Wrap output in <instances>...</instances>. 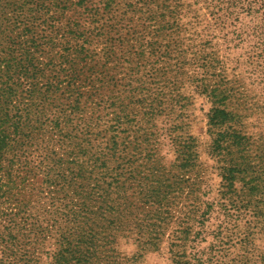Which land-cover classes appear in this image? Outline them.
I'll use <instances>...</instances> for the list:
<instances>
[{
  "label": "rangeland",
  "instance_id": "1",
  "mask_svg": "<svg viewBox=\"0 0 264 264\" xmlns=\"http://www.w3.org/2000/svg\"><path fill=\"white\" fill-rule=\"evenodd\" d=\"M149 1H156L150 5V14L154 17L155 13L153 21L160 23L153 47L146 44L151 36L138 27L135 32L118 35L110 58L104 54L103 43L98 40L94 44L90 52L97 63L95 74L78 84L87 96L81 100L83 111L70 115L72 123H66L73 130V146L81 147L57 145L64 157L73 153L78 163L84 164V177L89 179L78 180L76 188L94 196V206L104 217L101 223L109 225L107 216L118 218L114 222L118 230L104 264H172L180 253L171 259L168 245L188 244L197 234L201 248L190 249L189 256L195 257L203 248L201 264H264V89L259 90L252 78L253 72L262 71L263 61L250 38L231 55L225 47L234 33L244 34L243 27L257 26L261 18L264 22V0H246L244 12L238 13L242 24L234 30L214 25L210 38L218 47L204 52L199 50L204 33L191 20L205 15L211 22L206 7L216 0ZM89 19L92 28L94 18ZM163 24L175 28L158 30ZM192 55L195 59H190ZM205 57L213 64H204ZM206 65H215V72ZM102 66L105 77L101 76ZM200 85L209 86L208 90L220 88L216 100L224 101L230 112L229 120L217 131L225 139L231 131L239 136L234 141L227 139L223 152L230 150V154H222L218 160L207 156L211 135L206 116L214 99L202 93ZM115 103L132 109L121 112ZM116 116L118 124L111 121ZM90 131L98 134L93 143ZM169 134L187 142L194 140L191 171L181 169L183 161L174 153ZM85 136L89 139L82 141ZM115 136L123 152L117 157L108 149ZM41 151L37 147L32 160H38ZM225 169L232 175L227 176ZM243 174L247 183L239 180ZM157 181L163 184L161 196L152 194ZM116 185L121 187L119 193H111L116 192ZM204 193L213 201L212 210L207 222L196 226L194 218L200 211L197 217L191 212L194 205L200 206ZM97 195L104 196V201ZM172 202L175 206L171 209ZM39 206H44L42 198L34 196L31 216ZM30 236L32 241L25 245L28 250L36 239ZM143 242H155L158 248L146 251L139 245ZM180 249L172 246L174 252ZM18 253L12 257L20 256ZM12 257L0 252V264H8Z\"/></svg>",
  "mask_w": 264,
  "mask_h": 264
},
{
  "label": "trees",
  "instance_id": "2",
  "mask_svg": "<svg viewBox=\"0 0 264 264\" xmlns=\"http://www.w3.org/2000/svg\"><path fill=\"white\" fill-rule=\"evenodd\" d=\"M154 2L0 0V252L12 257L18 251L20 255L12 257L13 260L10 259L8 264L107 263V251H110L109 246L113 245L111 239L118 230L114 222L118 218L116 215L107 216L110 218L107 219L109 225L101 223L104 217L94 206V196L78 192L76 188L78 180L89 179L84 177L87 172L84 164L81 166L73 153L64 157L60 152L62 148L57 145L71 148L75 143L73 130L66 123H72V120H68L70 115L83 111L81 100L87 96L80 92L78 84L95 74L97 63L90 52L94 44L98 40L103 43L106 47L104 54L110 58L118 35L130 34L138 27L151 36V41L146 44L153 47L154 33H157V25L160 24L153 21L155 13L154 17L150 14V5ZM245 2L216 0L214 5L206 7L211 22L205 15L191 20L194 27L197 25L201 28L205 36L200 44L201 52L218 47L217 42L210 38L214 25L222 30H234L242 24L238 13L244 12ZM88 16L94 18L92 28ZM138 16H141L140 20H136ZM259 20L257 26H249L250 30L248 26L243 27L241 33L244 34L234 33L231 42L228 41L230 46L227 43L225 47L231 55L247 38L253 41L263 66L262 71L252 73V78L256 87L262 90L264 22L263 18ZM171 28L175 27L167 28L163 24L158 30ZM206 56L214 58L212 53ZM208 57L202 59L204 64H213ZM190 59L195 58L192 55ZM210 65L206 66L215 72L216 66ZM106 75L102 66L101 76ZM199 88L214 99L206 116L208 133L211 135L207 156L218 160L222 154H230V150L223 152V144H227L229 139L237 140L239 136L233 131L227 132V140L217 131L226 124L230 114L225 102L216 100L220 88L208 90L209 86L202 85ZM100 91L104 92L105 87L101 86ZM100 107L98 109L103 108ZM115 107L121 112L132 109L125 103H115ZM111 121L118 124L120 118L116 116ZM96 135L95 131H90L88 137H93L92 143ZM173 135L169 134L168 140L175 145L174 153L183 161L181 169L191 171L194 166L191 161L195 157L191 146L194 140L187 142ZM83 138L82 141L89 139L86 136ZM117 139L118 136L112 137V145H108L112 156L123 153ZM37 147L42 148V151L38 160L34 161L32 154ZM225 174L230 176L232 172L225 169ZM239 177V180L247 183L246 174ZM162 186L160 181L155 182L152 194L156 193L157 196ZM115 188L116 192L111 193L118 194L121 187L116 185ZM34 196L41 197L44 206H39L33 217L30 205ZM98 197L101 202L104 201V196ZM74 199L76 202L72 201ZM200 199V206L194 205L191 212V216L197 217L195 214L200 211V215L194 218L196 226H203L212 210L213 201L209 194H202ZM174 206L169 207L172 209ZM20 218L21 221H18ZM30 234L36 237L32 250L25 248L29 239L32 241ZM139 245L146 251L158 248L155 242ZM168 246L171 259L180 253L176 260H172V264H201L199 259L203 248L195 252V257L189 256L190 249L201 248L199 234L188 244L181 242ZM172 246L181 249L174 252Z\"/></svg>",
  "mask_w": 264,
  "mask_h": 264
}]
</instances>
